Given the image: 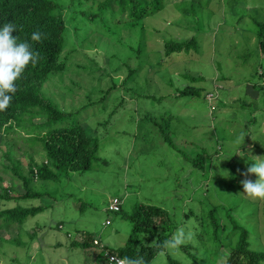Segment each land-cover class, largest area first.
<instances>
[{"label":"rangeland","instance_id":"rangeland-1","mask_svg":"<svg viewBox=\"0 0 264 264\" xmlns=\"http://www.w3.org/2000/svg\"><path fill=\"white\" fill-rule=\"evenodd\" d=\"M55 1L65 20L62 55L68 57L65 69L43 83L41 95L68 114L56 126L76 121L87 135L98 137L97 159L83 173L35 181L32 188L44 192L42 197L9 203L0 197V209L47 207L22 224L0 219V264H105V246L127 243L131 224L121 215L137 201L169 212L167 240L182 226L195 232L193 242L165 249L151 264H171L169 256L177 264H225L238 236L229 215L250 231L253 247L264 249V198L243 193L240 183L245 179L241 173L253 162L249 154L264 156V56L253 22L264 17V0H168L163 10L133 27L126 10L115 13L112 21L107 12L109 32L98 19L93 23L83 18L85 6ZM102 1L88 0L91 12H97ZM112 6L118 11L116 3ZM191 36L196 38L195 50L162 56L163 40ZM135 68L138 71L127 80L128 69ZM186 70L204 80L183 78ZM190 86L203 90L179 96L178 89L189 91ZM151 96L160 100L152 103ZM162 114L171 116L170 139L185 155L192 158L205 148L208 157L202 169L163 140L152 124ZM22 118L25 126L45 121L38 109L29 121L27 115ZM13 128L0 131V196L7 187L13 195L23 192L11 170L17 162L26 173L30 159L46 161L42 142L29 141L34 135L16 124ZM241 133L246 136L239 149L235 141ZM239 150L243 158L235 154ZM221 170H228L230 178ZM247 178L256 179L254 174ZM114 197L122 200L123 212L107 209ZM211 208L218 220V239L208 216ZM79 233L98 239L99 245L71 246L72 240H80ZM135 237L148 240L139 233Z\"/></svg>","mask_w":264,"mask_h":264},{"label":"trees","instance_id":"trees-1","mask_svg":"<svg viewBox=\"0 0 264 264\" xmlns=\"http://www.w3.org/2000/svg\"><path fill=\"white\" fill-rule=\"evenodd\" d=\"M87 1L70 0L69 6L76 7L78 6L76 3L83 5V7L85 6V9L80 11L83 18L93 21V23L98 19L105 32H109L111 29L105 17L107 12L109 13V20L112 21L115 13L122 14L126 10L128 18H130L131 23L133 22L131 25L133 27L137 21L160 12L170 3L168 0H103L97 4V12H91V5L88 6ZM114 3L118 6V11L113 8L112 4ZM253 22H255L257 27L258 49L260 54L264 56V17L262 20L254 18ZM7 23H12L16 26V30L12 35L18 37V42L28 40L32 43L33 49L40 53V60L35 67L29 64L21 78L15 82L17 91L13 95L9 107L0 111V131L4 133L13 131L14 124H16L27 135H34L31 136L34 138H28L29 141L38 139L42 142L46 158V161L41 163L30 159L27 163L26 173L21 171L22 165L18 162L16 166L11 168L15 177L21 181L23 192L13 195L11 194L14 191L12 188H5L0 197L9 203L10 201L20 202L44 196V192L33 190L32 184L35 181H55L61 175H68L70 172L83 173L91 169L94 160L97 159L99 139L98 137L87 135L76 121H72L64 127L56 126L57 123L64 121L68 114L57 111L54 105L41 95L40 89L43 83L49 78L50 74L62 72L65 69V60L68 57V55H62L65 45L66 26L59 4L55 0H0V28ZM119 23L120 21H115L113 24L119 26ZM37 30L45 34L46 37L40 43L31 41V34ZM196 43L194 36L163 40L161 53L163 57H169L181 51L195 50L197 47ZM141 48L142 44L137 49H132L138 54ZM134 59L138 60L139 58L136 57ZM139 63L142 64V60ZM123 64L127 65V61H124ZM128 71L127 80L132 79L138 69H128ZM181 76L191 82L204 80L203 76L187 70L183 73L181 72ZM201 90H203L202 87L200 89L191 86L189 91L183 88L178 89L181 97L182 95H197ZM152 97H150L152 103L160 100ZM37 109L44 113L45 121L37 124L30 122L29 125H23V115H27L29 121ZM154 118L155 120H153L152 124L158 128L163 140L182 154L184 159L191 161L195 168L202 169L204 167L203 162L208 157L205 148H202L192 158L185 155L170 139L169 129L171 128V123L169 119L171 116L162 114L161 117H158L162 119L160 122L157 121V117ZM45 128L46 132L42 133L41 130ZM121 205L119 210L115 212H123ZM46 208L44 205L31 207L16 205L11 208L0 209V219L2 222L9 224H22L27 217L34 216ZM213 211V208L209 209L208 216L214 226L215 238L218 239V220ZM121 216L131 224V233L127 243L117 248H106L105 246V249L121 258L129 257L135 259L143 257L147 264H151L155 255L165 250L161 246L167 240L166 233L168 232L166 231L172 224L171 215L161 206L137 201L129 211L123 212ZM229 217L232 222V231H237L238 236L230 248L225 264H264V249L253 247L249 238L250 231L245 226L238 224L233 216L229 215ZM156 219H159L158 223H156ZM158 229H161L163 233H159ZM137 233L146 235L148 238L147 242L144 243L142 239L136 238L135 234ZM157 233L159 234L157 235ZM154 235L157 236L155 237ZM93 240L94 237L89 239L83 235L80 240H72L70 245L73 247L81 246L84 249L93 244ZM187 247L184 250L188 255L194 256L193 253H189ZM168 262L171 264L178 263L170 256L168 257Z\"/></svg>","mask_w":264,"mask_h":264},{"label":"clouds","instance_id":"clouds-1","mask_svg":"<svg viewBox=\"0 0 264 264\" xmlns=\"http://www.w3.org/2000/svg\"><path fill=\"white\" fill-rule=\"evenodd\" d=\"M15 30L16 26L12 23H7L0 28V111L6 110L9 107L13 95L17 91L15 82L21 78L26 67L29 64L35 67L40 60V53L33 49L32 43L28 40L18 42V37L12 35ZM44 38H46L45 34L38 30L31 34L32 42L40 43ZM245 136L244 133H241L235 141L239 145V149L244 142ZM235 154L242 158L245 155L240 150ZM248 159L253 162L248 165L246 171L241 173L245 177V179L240 181L243 186V193L252 198H264V156L249 154ZM221 160L218 163L214 162V164L219 165ZM245 163L247 164V161ZM253 174L256 177L255 180L247 178ZM221 175L225 178H230L231 176L228 170H221ZM194 237L195 232L192 231L191 226H189L187 231L182 226L177 229L171 239L165 240L161 247L177 250L181 245L193 242ZM96 240L99 241L98 239ZM109 260L110 264H147L143 257L135 259L124 257L122 260L110 257Z\"/></svg>","mask_w":264,"mask_h":264},{"label":"built area","instance_id":"built-area-1","mask_svg":"<svg viewBox=\"0 0 264 264\" xmlns=\"http://www.w3.org/2000/svg\"><path fill=\"white\" fill-rule=\"evenodd\" d=\"M121 204H122V200L120 198H118V197H114V198L111 199V201H110L107 209L110 210V211H113V212L118 211ZM105 223L106 224H109L110 221L109 220H106ZM93 242L95 244L98 243V241L96 239H94ZM105 255H106V262H107V264H110V260H109L110 257H115L117 260H122L123 259V258H121V257H119V256H117L115 254H112V253H110L108 251L105 252Z\"/></svg>","mask_w":264,"mask_h":264},{"label":"crops","instance_id":"crops-1","mask_svg":"<svg viewBox=\"0 0 264 264\" xmlns=\"http://www.w3.org/2000/svg\"><path fill=\"white\" fill-rule=\"evenodd\" d=\"M58 226H59V227H58ZM57 227H58V228H61L62 225L59 223V224L57 225ZM67 234H68V236H69V233H67ZM79 234H80V233H79ZM83 234H84V233H82V234L79 235V237H80L81 239H82V237H83ZM76 240H79V238H76ZM105 264H107V263L105 262Z\"/></svg>","mask_w":264,"mask_h":264}]
</instances>
